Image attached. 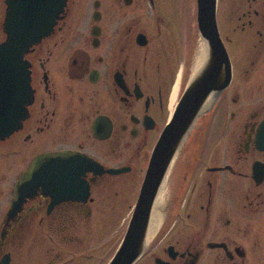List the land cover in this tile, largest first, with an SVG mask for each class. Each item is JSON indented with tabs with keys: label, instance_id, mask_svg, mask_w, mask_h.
Masks as SVG:
<instances>
[{
	"label": "flooded vegetation",
	"instance_id": "obj_1",
	"mask_svg": "<svg viewBox=\"0 0 264 264\" xmlns=\"http://www.w3.org/2000/svg\"><path fill=\"white\" fill-rule=\"evenodd\" d=\"M180 2L67 0L54 29L24 54L31 100L0 138V262H70L52 234L128 200L134 177L138 191L172 113V88L178 82L176 97L182 92L197 50L198 29L185 28ZM241 4L221 36L232 79L176 154L159 226L133 264H264V0ZM7 10L0 0V43ZM58 151L81 164L66 168L74 180L58 196L69 198L52 203L54 186L53 196L38 188L8 219L27 166Z\"/></svg>",
	"mask_w": 264,
	"mask_h": 264
},
{
	"label": "water",
	"instance_id": "obj_2",
	"mask_svg": "<svg viewBox=\"0 0 264 264\" xmlns=\"http://www.w3.org/2000/svg\"><path fill=\"white\" fill-rule=\"evenodd\" d=\"M66 1L8 0L3 24L6 40L0 43V138L19 127L26 115L25 105L31 100L29 64L23 56L54 29ZM217 1L196 0L198 46L203 39L206 44L205 59L194 65L197 62L195 51L189 81L178 98L170 121L156 140L129 223L107 264H132L141 256L154 230L158 228L149 231L150 219L157 195L164 191L167 184L176 154L197 118L213 104L232 78L230 58L217 28ZM72 159L75 158L66 151L45 153L33 159L14 187L7 218L13 217L28 197L36 194L38 188H42L43 194H51L52 185L57 196L58 192L64 194L68 187L67 181L74 180L68 171L81 166L67 165V160ZM77 181L81 182L79 179ZM83 190L85 198L88 196L87 187L83 186ZM68 198L58 196L52 199V203ZM0 264H8V258L4 256Z\"/></svg>",
	"mask_w": 264,
	"mask_h": 264
},
{
	"label": "rangeland",
	"instance_id": "obj_3",
	"mask_svg": "<svg viewBox=\"0 0 264 264\" xmlns=\"http://www.w3.org/2000/svg\"><path fill=\"white\" fill-rule=\"evenodd\" d=\"M242 1L244 0H218L217 21L221 36L230 30L228 27L230 24L229 15L243 10ZM179 7L186 28L189 22H195V0H181ZM133 182L135 184L127 190L128 200L125 199L121 204H116L114 208L105 207L92 211L89 223L83 214L79 217L75 216V218L69 219L68 223L77 222L80 224L79 229L69 227L66 231H60L59 235L52 234L51 239L59 245L56 244L58 246L56 249H62L63 259H70V262L66 264H105V261L110 257L109 253L119 243L127 225L140 181L134 177ZM45 240H49V238ZM79 242L83 244V248L80 247ZM86 244L87 249L85 250ZM90 253L92 259L87 260V254Z\"/></svg>",
	"mask_w": 264,
	"mask_h": 264
},
{
	"label": "bare ground",
	"instance_id": "obj_4",
	"mask_svg": "<svg viewBox=\"0 0 264 264\" xmlns=\"http://www.w3.org/2000/svg\"><path fill=\"white\" fill-rule=\"evenodd\" d=\"M206 44L205 42L203 41V39L200 40V43H199V46L196 50V59H197V62L194 64L196 65L198 62L201 63L204 58V54H205V51H206ZM177 88H178V82H176V84L173 86L172 88V94H171V97H170V104H169V108H171L173 106V102H174V98L177 94ZM162 192V191H161ZM159 193L157 195V198H156V203L154 205V208H153V213H152V216H151V224H150V228H149V231L150 230H153L154 228H157L159 223H160V217H161V214H162V210H163V204H164V199L162 198V193Z\"/></svg>",
	"mask_w": 264,
	"mask_h": 264
}]
</instances>
